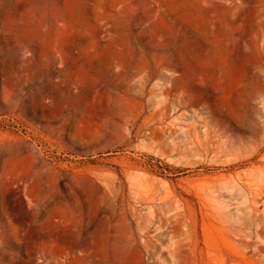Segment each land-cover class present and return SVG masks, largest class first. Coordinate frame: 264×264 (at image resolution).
I'll use <instances>...</instances> for the list:
<instances>
[{
	"label": "rangeland",
	"instance_id": "obj_1",
	"mask_svg": "<svg viewBox=\"0 0 264 264\" xmlns=\"http://www.w3.org/2000/svg\"><path fill=\"white\" fill-rule=\"evenodd\" d=\"M208 263L264 264V0H0V264Z\"/></svg>",
	"mask_w": 264,
	"mask_h": 264
},
{
	"label": "bare ground",
	"instance_id": "obj_2",
	"mask_svg": "<svg viewBox=\"0 0 264 264\" xmlns=\"http://www.w3.org/2000/svg\"><path fill=\"white\" fill-rule=\"evenodd\" d=\"M98 30V29H97ZM99 33V32H98ZM73 40L69 43V44H63L62 48L60 50H62V53H66L67 57L71 58V53L73 52V48H74V43H72ZM66 61H68L66 59ZM67 63V62H66ZM68 64V63H67ZM123 209V208H122ZM92 212H94L95 215L97 216H101V215H105V214H109L110 212H114L116 210V206L113 202H109V200L106 201V199H100L95 203V206L93 207V209H91ZM98 218V217H97ZM167 226L169 227V229L171 230V232L174 235H181L186 233V231L184 232L182 227L187 228V230H190L191 228H196L197 223L196 221H192L189 225L186 224V221L183 220L181 218V215H174L171 217L167 218ZM198 228V227H197ZM198 239V238H197ZM180 244H178L179 250L181 248V246H179ZM197 245V244H196ZM177 247V248H178ZM200 247V246H199ZM194 248V247H193ZM191 249V248H190ZM202 249V248H201ZM194 250V249H193ZM192 251V250H191ZM195 251V250H194ZM192 251V252H194ZM202 251V250H201ZM196 252V251H195ZM200 252V251H199ZM183 253V252H182ZM198 253V252H197ZM202 253H204L202 251ZM201 253V254H202ZM201 256V255H200ZM203 256V255H202ZM202 256L200 259H202ZM187 258V257H186ZM188 259V258H187ZM204 262V261H203ZM207 263V262H206ZM209 264V263H208Z\"/></svg>",
	"mask_w": 264,
	"mask_h": 264
}]
</instances>
